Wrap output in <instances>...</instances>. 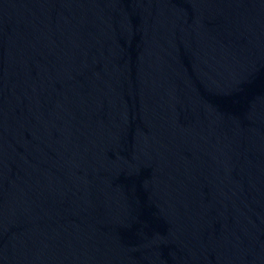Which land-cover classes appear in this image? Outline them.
Listing matches in <instances>:
<instances>
[{"label": "water", "instance_id": "obj_1", "mask_svg": "<svg viewBox=\"0 0 264 264\" xmlns=\"http://www.w3.org/2000/svg\"><path fill=\"white\" fill-rule=\"evenodd\" d=\"M0 264H264V0H0Z\"/></svg>", "mask_w": 264, "mask_h": 264}]
</instances>
